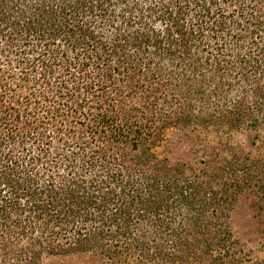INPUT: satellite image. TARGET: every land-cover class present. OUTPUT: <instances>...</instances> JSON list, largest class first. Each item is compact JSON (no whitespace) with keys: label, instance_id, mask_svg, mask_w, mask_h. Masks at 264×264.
I'll list each match as a JSON object with an SVG mask.
<instances>
[{"label":"trees","instance_id":"trees-1","mask_svg":"<svg viewBox=\"0 0 264 264\" xmlns=\"http://www.w3.org/2000/svg\"><path fill=\"white\" fill-rule=\"evenodd\" d=\"M264 234V0H0V264H249Z\"/></svg>","mask_w":264,"mask_h":264},{"label":"rangeland","instance_id":"rangeland-1","mask_svg":"<svg viewBox=\"0 0 264 264\" xmlns=\"http://www.w3.org/2000/svg\"><path fill=\"white\" fill-rule=\"evenodd\" d=\"M233 219L234 231L239 240V249L244 258L249 264H264V234L259 231L258 216L251 190L241 196L235 206ZM75 262H62L52 258L44 260V264H76Z\"/></svg>","mask_w":264,"mask_h":264}]
</instances>
